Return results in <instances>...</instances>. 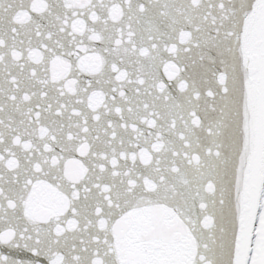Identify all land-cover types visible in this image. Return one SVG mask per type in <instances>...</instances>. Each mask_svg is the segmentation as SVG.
Returning a JSON list of instances; mask_svg holds the SVG:
<instances>
[{"label": "snow or ice", "instance_id": "6c2138e0", "mask_svg": "<svg viewBox=\"0 0 264 264\" xmlns=\"http://www.w3.org/2000/svg\"><path fill=\"white\" fill-rule=\"evenodd\" d=\"M0 264H264V0H0Z\"/></svg>", "mask_w": 264, "mask_h": 264}]
</instances>
